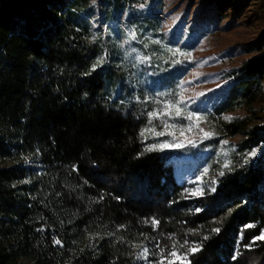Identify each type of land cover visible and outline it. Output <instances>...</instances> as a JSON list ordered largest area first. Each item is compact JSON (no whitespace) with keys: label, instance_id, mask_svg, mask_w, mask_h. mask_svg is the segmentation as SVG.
<instances>
[{"label":"trees","instance_id":"obj_1","mask_svg":"<svg viewBox=\"0 0 264 264\" xmlns=\"http://www.w3.org/2000/svg\"><path fill=\"white\" fill-rule=\"evenodd\" d=\"M247 1L206 0L202 18ZM161 9L162 0H0V264H158L174 243L178 256L201 246L191 264H264V239H255L264 232V123L255 108L264 54L223 73L206 115L215 137L199 150L207 160L220 142L239 140L210 161L216 192L190 196L174 158L145 151L140 135L148 113L176 103L191 65L165 39ZM95 12L116 36L123 20L134 67L116 42L90 39Z\"/></svg>","mask_w":264,"mask_h":264},{"label":"rangeland","instance_id":"obj_2","mask_svg":"<svg viewBox=\"0 0 264 264\" xmlns=\"http://www.w3.org/2000/svg\"><path fill=\"white\" fill-rule=\"evenodd\" d=\"M205 2L206 0H162L160 18L165 39L169 44L183 48L187 52L185 58L191 61V65L179 82L177 101L174 104L180 108L181 115L177 117L173 107L169 109L170 116L162 115L153 119L149 128L155 131L146 132L145 141L146 146H158L154 151L174 158L176 177L189 191L198 187L206 189L212 185L211 181L215 177L210 171V161L219 155L225 158L229 145L239 140V137L227 139L226 145L220 142L217 153L207 160L204 158L208 152L199 150L204 142L215 137L206 115L212 112L225 88L223 73L242 60L264 54V0H248L244 6L230 3L219 18H202L201 11ZM88 20L90 39L100 44L108 38L116 42L122 60L134 67L135 58L128 44L132 37L124 30L123 20L117 24L122 30L118 36L113 31L116 26L102 24L97 12ZM104 60L105 55H102L99 62ZM255 108L259 122L264 123V94ZM164 109L165 107L159 112ZM190 114L193 116L192 120L187 119ZM196 117L200 119L197 120ZM157 132L165 134L156 135ZM205 132L211 135L205 138ZM262 149L263 147L256 149L253 157H257ZM192 151L196 152L194 156L190 154ZM24 164L26 167L35 166L30 158H26ZM36 168L40 169L38 166ZM204 169H208L206 174ZM144 249L143 245H138L134 253L139 256ZM139 257L144 259L147 254Z\"/></svg>","mask_w":264,"mask_h":264},{"label":"snow or ice","instance_id":"obj_3","mask_svg":"<svg viewBox=\"0 0 264 264\" xmlns=\"http://www.w3.org/2000/svg\"><path fill=\"white\" fill-rule=\"evenodd\" d=\"M95 66H93V70H94ZM175 107L174 105H170V104H166L165 105V109L162 111V112H156V111H153V112H150L148 113V116H149V123L151 124L152 120L153 119H158L160 118L162 115L163 116H170V111L169 109ZM175 115L177 117H179L181 115V110L179 107H175ZM193 116L192 114H190L187 119L188 120H192ZM197 120H199L200 118L199 117H196ZM226 120H231L233 119V117H230V116H226L225 117ZM167 123L165 122V127H167ZM148 131H152L154 132L155 129H150V128H145V129H142L141 130V133L140 135L141 136H144L145 135V132H148ZM156 135H164L165 133L164 132H157L155 133ZM211 134L210 133H207L205 132L204 133V137L205 138H208ZM145 139H147V137H145ZM222 144H228V141H222L221 142ZM180 146H183V145H180ZM158 146L153 144V145H147L146 148H145V151H154L156 150ZM159 147H166V145H159ZM256 149H253L250 153L247 154L248 157H253L256 155ZM222 167L224 169H229L230 168V163L229 162H225ZM208 172V169H204V173L206 174ZM226 174L225 171H220L218 173V175L220 177H223L224 175ZM198 180L200 179V177L197 178ZM27 182V181H25ZM217 181L215 179H213L211 181V184L213 185V187H211L210 189H208V192L206 193L205 189L204 188H201V187H198L196 188L195 190H191L189 191V195L190 196H203L205 194H208V193H215L216 192V185ZM188 191V190H186ZM197 212L200 211V209H196ZM153 225H156L158 224V221L156 220H153L152 221ZM249 227H251V225H249ZM213 232H219V229H212ZM203 239H209V237L205 236L203 237ZM256 240H262L264 239V232H261L260 236H257L255 237ZM54 243L57 244V245H61V241L58 240V239H54ZM189 242L188 241H185L183 244L180 245L181 248H185L186 246H188ZM201 250V246L200 245H196L194 247H187L186 248V251L183 253L182 256H178V253H177V250H176V245L175 243L173 244V247H172V250L167 252L166 254H164V249H161V253H162V256H161V259L158 261V264H165V260H167V264H174V261L176 259H179L181 264H185V262H187V264H191L190 261H188V256L190 255H194L196 252L200 251ZM148 250L147 249H144L141 253H139V256H145L147 254ZM167 257H171L173 259H167ZM233 259H236V256H233Z\"/></svg>","mask_w":264,"mask_h":264}]
</instances>
